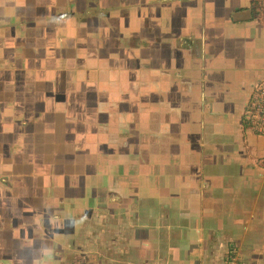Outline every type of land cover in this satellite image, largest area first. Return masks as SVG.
<instances>
[{
  "label": "crops",
  "instance_id": "0c3cea01",
  "mask_svg": "<svg viewBox=\"0 0 264 264\" xmlns=\"http://www.w3.org/2000/svg\"><path fill=\"white\" fill-rule=\"evenodd\" d=\"M263 81L264 0H0V264H264L261 150L226 110Z\"/></svg>",
  "mask_w": 264,
  "mask_h": 264
},
{
  "label": "flooded vegetation",
  "instance_id": "af4514ba",
  "mask_svg": "<svg viewBox=\"0 0 264 264\" xmlns=\"http://www.w3.org/2000/svg\"><path fill=\"white\" fill-rule=\"evenodd\" d=\"M145 44V43H144ZM152 47V50L154 52V54H158L160 56V58H162V54L163 52L159 50V48H157L156 46H153L151 43H149ZM140 46H142L143 48H145L146 46L143 45V44H140ZM149 48V47H147ZM137 51H134V47H131L128 52L126 53V55H124L120 60H119V63L120 64H125V61L127 60L128 62H132V59L130 58L131 55H134L133 53H136ZM128 55V58H126V56ZM148 58L150 59L147 60V64L146 63H143V64H140V60H136V63L138 64V66L141 68H145V66L149 65L150 66V70L153 72L152 73V78H151V90L153 91L154 89H156V87L160 88V89H164L169 80H172L173 78L175 79V76H174V72L167 67V62L165 61V63L159 61L158 63H156V60L150 56L148 54ZM111 61V60H110ZM112 62V61H111ZM113 63V62H112ZM104 65H107V64H104ZM172 73V74H170ZM176 80V79H175ZM173 81V80H172ZM253 88L251 89V91H249L248 93V98L247 100L249 99L250 97V93L252 92ZM154 94V93H153ZM153 94L149 93V96H148V100L149 102L146 104L147 105V114H148V120L150 122H156V120L159 121V118L162 116H164L165 114H162V113H157L156 115H154V117H152L153 113L156 112V107H157V104H155L154 101H157V100H154L153 98ZM235 97H237L236 99V106L234 108L232 107H226L228 109H230L231 111V116H232V120L234 122V130L233 131L236 136H237V139L233 140L232 142V146L234 147L235 150H239L240 152H245L247 150V147H249L252 143V141H254V138L252 137V135H249L247 132V127H249L248 125V119H247V115H246V108H247V104H248V101L244 99V96L241 95V94H234ZM247 97V96H246ZM153 99V100H152ZM176 103H173L171 107H168L165 111H167V113L170 114L171 118L172 119H177L178 118V114L177 112L179 111L178 108H176ZM138 106V104H137ZM178 107V106H177ZM181 110L182 107L180 108ZM185 110V109H184ZM140 108L138 106V109H134L132 110V117H127L126 116H131L130 114H125V113H119L116 117H117V121H116V124L117 125H120L121 126H124V125H127L125 123H129V124H133L135 123L136 125V122L137 120H139V122H141V116H140ZM166 113V114H167ZM131 119V121L129 120ZM134 120V122H133ZM162 120V119H161ZM148 122V121H146ZM158 126V124H157ZM214 129H212V132L211 136H209V140H216L217 136H218V132L221 131L222 129H220L219 127H216L215 124L212 126ZM210 127V128H212ZM135 136H137L138 139L142 138L141 137V133L139 131V129L136 128L135 130ZM251 134V133H250ZM250 141V142H249ZM249 145V146H248ZM252 147L254 146L253 143L251 145Z\"/></svg>",
  "mask_w": 264,
  "mask_h": 264
},
{
  "label": "built area",
  "instance_id": "2783aa9c",
  "mask_svg": "<svg viewBox=\"0 0 264 264\" xmlns=\"http://www.w3.org/2000/svg\"><path fill=\"white\" fill-rule=\"evenodd\" d=\"M250 105L246 109L250 133L262 147L261 153L264 160V81L258 84L250 96ZM225 264H240L238 254L232 249L227 254Z\"/></svg>",
  "mask_w": 264,
  "mask_h": 264
},
{
  "label": "rangeland",
  "instance_id": "374dc122",
  "mask_svg": "<svg viewBox=\"0 0 264 264\" xmlns=\"http://www.w3.org/2000/svg\"><path fill=\"white\" fill-rule=\"evenodd\" d=\"M252 95V94H251ZM249 99H251V97H249ZM257 162L259 163V165H264V160L262 158V154L260 152V154H257Z\"/></svg>",
  "mask_w": 264,
  "mask_h": 264
},
{
  "label": "water",
  "instance_id": "95a60500",
  "mask_svg": "<svg viewBox=\"0 0 264 264\" xmlns=\"http://www.w3.org/2000/svg\"><path fill=\"white\" fill-rule=\"evenodd\" d=\"M257 146L259 147V150L262 149L261 145L259 143H257Z\"/></svg>",
  "mask_w": 264,
  "mask_h": 264
}]
</instances>
